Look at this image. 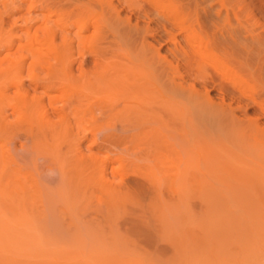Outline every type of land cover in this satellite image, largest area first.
Instances as JSON below:
<instances>
[{"label": "bare ground", "instance_id": "bare-ground-1", "mask_svg": "<svg viewBox=\"0 0 264 264\" xmlns=\"http://www.w3.org/2000/svg\"><path fill=\"white\" fill-rule=\"evenodd\" d=\"M173 1L0 0V221L147 227L187 192L209 216L222 181L253 209L264 35Z\"/></svg>", "mask_w": 264, "mask_h": 264}, {"label": "rangeland", "instance_id": "rangeland-1", "mask_svg": "<svg viewBox=\"0 0 264 264\" xmlns=\"http://www.w3.org/2000/svg\"><path fill=\"white\" fill-rule=\"evenodd\" d=\"M174 1L170 3L184 4L187 0ZM198 3L201 6L199 8L202 10V12L199 11L201 15L204 13L206 15L208 10L216 17L217 15H222L221 18L230 15L229 17L234 22V24L231 23L233 27L242 28L244 33L254 30L253 32L264 35V0H198ZM234 13L239 14L236 17H240V20L235 17ZM206 23L209 24V21ZM151 40L154 41L153 38ZM248 43L253 42L248 41ZM214 94L217 93L212 92L213 96ZM203 129L205 131L204 127ZM207 133L205 135L210 134L208 131ZM255 144L258 145L254 143L253 147L250 145L251 147L247 148L250 149V153L256 154L259 150L256 149L258 147H255ZM248 156L244 159L251 157ZM252 159L253 157L248 160ZM258 162L255 165L260 166L263 159L261 163L259 162L260 165ZM261 167L264 165L262 164ZM226 176L223 177L225 181ZM221 184L223 181L218 186L214 184L215 187L217 186L218 191L216 192L215 187L214 191L218 196L216 193L213 196H217L218 199L215 197V201L212 200L214 207L212 211L216 215L223 214L222 217L225 216L226 220L220 218L221 215L220 219L218 215L214 219L215 214L209 218L212 212L209 216L198 214L199 208L197 207L198 211L195 210L194 201L196 199H193L192 192L175 194V207L171 208L173 213L170 209L166 211L167 217L164 215L166 218H162L163 223L162 220L152 221L150 226L147 225L148 228L145 227L146 225H140L141 227L138 228L146 231L145 233H141L144 231L140 232L135 225L130 226L126 223L63 222L61 216H54L47 222L42 221L35 225L34 221H25L28 226L23 221L21 224L15 220H1L0 264H230L229 262L231 264H237V262L238 264H255L257 261L260 264L264 262V192L257 194L253 209L247 212V209L237 206L241 199H237L232 191L233 194L231 192L229 194L228 188H225L226 185ZM166 198L169 199L168 194ZM223 201L227 202L226 206ZM250 202L252 203L253 200ZM216 207L220 210H214ZM225 207H228L226 212H224ZM174 212L176 216H173ZM258 250H262L263 254ZM256 254L261 256L255 257ZM259 257L262 261H259Z\"/></svg>", "mask_w": 264, "mask_h": 264}]
</instances>
